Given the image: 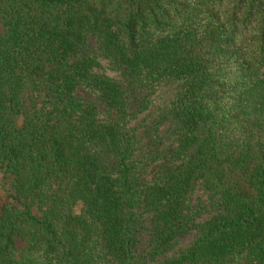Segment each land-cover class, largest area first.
<instances>
[{"label": "trees", "instance_id": "16d2710c", "mask_svg": "<svg viewBox=\"0 0 264 264\" xmlns=\"http://www.w3.org/2000/svg\"><path fill=\"white\" fill-rule=\"evenodd\" d=\"M0 19V264H264V0Z\"/></svg>", "mask_w": 264, "mask_h": 264}, {"label": "rangeland", "instance_id": "374dc122", "mask_svg": "<svg viewBox=\"0 0 264 264\" xmlns=\"http://www.w3.org/2000/svg\"><path fill=\"white\" fill-rule=\"evenodd\" d=\"M0 32H2V20L0 19ZM13 178L10 174L6 173L3 168H0V196H4L7 192L13 189Z\"/></svg>", "mask_w": 264, "mask_h": 264}]
</instances>
